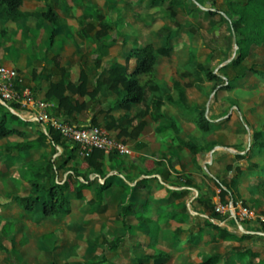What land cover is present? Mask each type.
<instances>
[{
    "label": "rangeland",
    "instance_id": "rangeland-1",
    "mask_svg": "<svg viewBox=\"0 0 264 264\" xmlns=\"http://www.w3.org/2000/svg\"><path fill=\"white\" fill-rule=\"evenodd\" d=\"M247 1L183 0L182 7L174 8L177 12L175 20L171 17L168 3L158 2L153 6L151 0H24L23 11L41 13L48 7L54 8L60 17L56 36H53L55 25L37 16H30L19 22L5 20V30L0 28V64L17 68L26 86H33L36 90L46 89L48 98H51L47 93L52 84L63 81L66 85H80L82 72L87 75L88 90L91 91L97 81L106 76L109 56L113 57L112 60H126L128 52L124 51L119 55V48L116 46L110 48V54L104 49L102 58L99 57L100 42L95 34L101 28V21L97 19V15H101L109 25L111 38L119 44L125 43L130 49L148 42L162 46L172 35L174 51L170 57L159 58L156 80L160 84L171 86L179 80L185 88V94L182 97L173 89L180 106L169 105L168 110L177 113L186 107H192L200 111L206 110L207 115L216 117L217 123L224 121L221 128L210 134H203L193 123L185 125L183 134L186 139L198 148H207L202 160L207 161L206 167L209 170L207 169L206 177L214 181L215 189H212V185L197 184L192 173L180 175L178 177L182 180L172 183L193 187L194 189L188 190L185 199L196 201L194 211L200 210V205L203 206L200 210L203 214L185 223L170 222L163 228L155 246L168 253L165 259H145V255L154 251L150 245L152 239L147 235V226L133 217H129L128 222L133 225L131 233L136 236L127 238L118 250H110L104 246V241H114L125 233L120 206L124 203L139 206L142 202L136 201L132 190L124 193L118 185H114L105 191L102 202L98 201L95 191L86 190L85 198L76 201L68 215L41 217L26 214L24 210H13L12 213L16 215L14 241L5 238L0 232V242L7 247L6 251L0 249V264H135L138 259L146 264H199L214 255L222 257L220 264H241L235 253L247 246L264 254V237L252 234L253 237L245 241H224L218 239L214 229H211L214 234L209 233L212 224H216L215 220H219L221 227L243 235L235 221L215 213V198L222 197L219 184L231 186L235 178L240 179L242 173L248 177L246 168L251 161L264 166V153L250 160H238L235 157L236 150L245 154L254 144L256 134L260 131L264 133V79L250 70L264 69V44L253 45L241 65H231L237 48L231 30L233 21L228 20L226 13L229 12L234 19H238L239 15L232 3L243 5ZM210 9L219 11V14L212 17ZM212 19L217 21L216 26H211ZM176 21L182 24L181 28L177 29ZM192 27L197 28V33L193 36L187 34ZM193 51L200 63L222 75L218 81L201 82L203 91L194 86L191 77H183ZM134 61V58L131 59L130 65H134ZM228 85H232V88L222 90ZM87 96L88 99L91 98ZM46 101L51 103L50 99ZM51 112L54 114L53 110ZM93 126L99 127L97 124ZM21 139L22 137L12 136L0 143L10 149ZM211 148L217 151L215 157L212 155L215 151L211 154ZM47 151L50 156L55 157L52 148ZM210 165L214 168L210 169ZM70 166L76 167L81 173H89L85 159L80 154L70 162ZM23 171L19 163L13 162L7 164L5 175L14 173L15 179L20 180L24 176ZM198 171L203 173L202 168ZM173 172L177 173L174 169ZM5 175L0 177V203L13 201V196L6 194L10 183ZM62 177L65 175L61 174ZM100 177L91 175L97 182ZM110 179L107 177V180ZM114 179L117 183L125 180L123 174L116 175ZM150 183L152 185L151 180ZM255 185V181L247 178L236 190L235 197L260 215L257 210L261 202L248 199L249 195L254 198L259 196L253 190ZM122 197H125L124 201L120 202ZM142 197L144 198L143 195ZM71 198L74 200V194H71ZM231 200L233 198L228 194L223 202ZM155 202L159 203L157 200ZM1 211L5 210L0 207ZM255 223L258 225L256 230L264 231V223L259 218ZM249 224L250 222L246 223L244 227L250 229ZM200 228L206 231L207 237L199 244H192L189 236L198 233ZM137 239L138 243H134Z\"/></svg>",
    "mask_w": 264,
    "mask_h": 264
},
{
    "label": "trees",
    "instance_id": "trees-1",
    "mask_svg": "<svg viewBox=\"0 0 264 264\" xmlns=\"http://www.w3.org/2000/svg\"><path fill=\"white\" fill-rule=\"evenodd\" d=\"M158 2L168 3L171 17L176 20L177 12L174 8L182 7L183 0H151V5L154 6ZM23 4L24 0H0V19L8 22H19L30 16H37L54 24L55 29L53 31V36L57 35L58 27L60 25V17L55 12L54 8L48 7L44 12L31 13L22 10ZM232 5H235V10L237 11L239 18L234 19V16L229 12L226 13V16L229 21H233L231 30L232 32H235L237 38V54L231 61V65L236 67L246 60L253 45L264 44V0H248L243 5L237 3H232ZM209 14L212 17H215L219 14V11L210 9ZM97 19L101 21V28L96 31L95 35L100 42L99 57L102 58L103 50L110 47L112 42L116 41L111 38L109 25L103 20V17L97 15ZM176 23L177 29L182 27L180 22L176 21ZM216 24L217 21L212 19L211 26H216ZM196 33L197 28L195 27H192L187 32V34L191 36ZM173 51L174 46L172 44V35L167 38L165 45L162 46H156L152 42L137 46L132 50L126 63L110 61L106 66L107 75L103 79L97 81L92 91L88 90V78L87 75L82 72L80 85L72 83L66 85L61 81L60 83L52 84L47 95L49 97L57 98L59 101V107L65 109L68 115H72L73 112H80L85 107L84 104H80L75 100V95H89L91 99H95L101 92L112 91L120 96L116 106L129 109L133 104H140L143 109L137 116L143 118L147 116L151 110H161L166 102L176 103L172 97V88L166 84H159L155 75L159 58L170 57ZM130 58L136 60V65L133 69H131L128 64ZM250 70L257 73L260 78L264 79V69L252 68ZM183 77H191L194 83L200 87V84H202L201 82L204 80L210 82L218 81L222 78V75L217 74L213 68H207L206 65L200 63L197 59L196 52L193 51L187 64V71L183 73ZM175 88L179 91L181 96H183L184 88L181 86L180 81L175 82ZM230 88H232V85H228L227 87L222 88V90H228ZM9 106L16 109L18 105L11 103ZM183 114L187 120L193 122L203 134H210L218 130L224 121L217 123L206 115V110L198 111L196 108L192 107H187ZM9 117L12 121H21L26 125L31 124V122L23 120L19 115L11 112L9 107L0 103V139L10 135L25 134L9 125ZM110 118L111 121L107 126L109 128L114 127L119 129V138L126 141L123 138V133L125 132L124 126L130 124L135 117L127 116L119 120L114 117ZM171 122L175 131L181 130L178 126L176 116L171 118ZM37 125L39 127L37 129L38 136L17 143L15 148L20 155H30L34 150L43 149L44 152L41 155V159L45 163L43 165H38L34 161L29 163L27 167L28 193L23 196H17V201L26 211L29 212H33L37 203L41 202V210L38 212V215L41 217L57 216L61 214L68 215L72 211L71 194H74V197L77 200H83L84 191L91 190L95 181L91 179L89 173H81L76 167L68 165L70 161L78 158L79 148L77 145L71 143L74 146H70L67 144L69 142L62 138V135L58 130L47 126V130L44 131L41 127V123H38ZM185 144L195 155L205 150L204 148H198L189 142H186ZM60 147L63 148V152L57 158L49 155L47 151L48 148H52V154L55 155L60 152ZM263 153L264 133L260 131L256 134L255 142L249 150L245 154L237 153L235 157L238 160H250L256 155H262ZM113 154L120 155L118 153ZM103 156L104 151L95 149L89 156L84 157V159L87 170L93 171L92 173H98L101 178L104 179L106 177L102 169ZM4 157L5 155L0 152V160ZM238 170L242 173L241 169ZM247 170L254 174L253 181L256 182V185L253 190L257 191L264 198V166H261L259 162L251 161ZM61 174L66 175V177L61 178ZM244 179L245 174L242 173L240 179L235 178L231 186L220 183L219 186L222 190L221 200L225 201L226 195L229 194L234 201H237L235 192L238 189L240 182ZM98 183L96 195L98 201L102 202L105 191L111 187V181L106 179L105 182L102 183L100 179H98ZM146 183V180H142L136 185L135 190L137 191L143 187L149 188ZM173 195L176 198L181 197V195L176 192H174ZM120 207L122 210L125 235L120 236L111 242L104 241V246H107L110 250H118L128 238L132 229V225L129 224L128 218L130 216H135L139 222L146 224L152 239L150 245L154 248V252L145 255V259L153 258L157 261H161L168 256V253L157 249L155 246L162 224H164L168 218L179 219V221L183 223L187 222L190 218L185 203L177 205V207L181 208L179 212H171L167 215L164 214L165 207L162 205L154 206L150 198L139 208H137L134 203H124ZM216 214L219 215L218 213ZM15 227L16 221L14 219L4 220L0 216V231L3 236H12L15 232ZM211 227L217 231L216 236L218 239L222 240L242 241L252 236L248 233L239 236L236 233L221 227L219 223H213ZM179 230L180 229H178V231ZM204 231L203 228H200L198 233L191 234L189 236V242L192 244L200 243L205 237ZM0 249L6 251L7 247L0 242ZM235 256L241 264H264V254L254 251L251 247L236 251ZM221 260L222 257L220 255H214L199 264H220ZM135 264L146 263L143 260L138 259ZM155 264H162V262H157Z\"/></svg>",
    "mask_w": 264,
    "mask_h": 264
},
{
    "label": "crops",
    "instance_id": "crops-1",
    "mask_svg": "<svg viewBox=\"0 0 264 264\" xmlns=\"http://www.w3.org/2000/svg\"><path fill=\"white\" fill-rule=\"evenodd\" d=\"M25 12H28V11H25ZM5 22H6L5 20L0 19V28L2 27L4 30L6 27ZM145 44H147V43H145ZM142 45H144V44H142ZM112 46H116L119 48L118 49L119 55H122L124 51L125 52L127 51L128 54L126 55V60L124 62L117 60V59L112 60L113 57L109 56L110 60H108L106 66L108 65V63L110 61L126 63L128 57L131 55V52L134 49V48L133 49L128 48L125 43L119 44L118 42H114L113 44H111L110 47L105 48V50L107 49L108 54H110V48ZM115 58H117V57H115ZM131 59H133V58H130L128 64H129L130 68L133 69L136 65V60L134 59L135 60L134 65H130ZM158 63H159V60H158ZM157 66H158V64H157ZM105 71H106V68H105ZM156 73H157V67H156L155 75H156ZM22 78H23V76H22ZM177 81H179V80H177ZM162 84H165V83H162ZM166 85H168L172 88V92H171L172 97L174 98L176 103L166 102V104L163 106V108L161 110H151V112L143 118H139L137 116L143 109V107L140 104H133V105H131V107L129 109H124V108L116 106V103L120 99V96L117 95L116 93L112 92V91L101 92L95 99H91V98L88 99L87 95L86 96H81L79 94L75 95V100L78 101L80 104H84L85 107L80 112L75 111V112H73L72 115H68L65 109H61L59 107V101L57 98H55V97L48 98L46 96V89L36 90V89H33V86L31 88L35 92L37 98H39L41 100H49L50 99V102L52 103V110H53L54 115L56 117L71 120L72 122H74L75 124H77L79 126H90V125L97 124L99 127L113 133L114 135H116L118 137H119L120 130L117 128H114V127L109 128L107 126V124L111 121L110 117H114L117 120L122 119V118L127 117V116L135 117V119L130 124H126L124 126L125 132L123 133L124 134L123 138L126 140V142H129V143L131 142L130 144L133 146V154L130 156H124V155H117V154H113V153L104 152V156L102 159V169H103V173L106 176V179H107V177H110L111 178L110 179L111 187H113L114 185H118L122 190H124V193L126 191L130 192V190H132L133 193L135 194L136 201H138V203H140V201L142 200L140 205L136 206L137 208L141 207V205L143 203H145L147 201V199L150 198L152 203L154 204V206H158V205L164 206L165 207L164 214L167 215L171 212H179L180 210H178V208L180 209V207H177V205L180 203H185L187 205L188 212L190 214V218L188 220H190L193 217L201 216L203 214L200 212V210H201V208H203V206L200 205V208H199L200 210L194 211L193 206L195 204L197 205L196 201L191 202L190 199L189 200L185 199L187 197L186 193L188 192V190H192L194 188L191 186H188V185H172V183L181 179L178 176H180V175L184 176V175H187L188 173L193 174V178L197 181L196 183L199 185H207V186L212 185L211 186L212 189H215L214 188L215 183H214V181H210L206 177L208 175L207 169L209 170V168L206 167L207 161L202 160V157L205 155L204 153L207 152V148H205V150L203 152H200V153L195 155L191 152V150L185 144L186 142H189L186 139L185 135L183 134V132L185 130V125L187 123H193V122L187 120V118L183 114L187 107L184 110L181 109L182 111L177 112V113H171L168 110L169 105L180 106L179 99L176 98L175 95L173 94L174 93L173 89H175L180 96H181V94L175 88V85L174 86H171L169 84H166ZM181 86L184 88V86L182 84H181ZM194 86L197 88L199 87L195 83H194ZM199 88H202V91L204 90V88L201 86ZM184 94H185V88H184ZM184 94H183V96H184ZM6 106L9 107L11 112L19 115L23 120L31 122V124L26 125V124L22 123L21 121H12L9 117V125L11 127L18 129V130H23L22 132H24L25 134L24 135H10L8 137H12V136L22 137L21 140L17 141V143L22 142V141H26L28 139L36 138L38 136V131H37V129L39 128L37 125L38 122L28 120V119L22 117V115H20L19 113L15 112L14 109L12 107H10L9 105H6ZM175 116L177 117L178 126L181 128V130H179V131H175L172 127L171 118L175 117ZM207 116L213 121L216 120L215 116H210V115H207ZM15 124H18V126H16ZM41 125H42V129L44 131H46L47 130L46 126L43 124H41ZM30 131L32 133H30ZM6 138L7 137L1 138L0 141L3 139H6ZM17 143H15V145ZM15 145L13 146V148L9 149V147H5L4 144L0 143V152L5 155V157L0 160V177H3L6 174L7 171L5 172V170L7 168V164H11L13 162H16L17 164L19 163V165H21V167L24 170L23 171L24 176L21 177L20 180H18V179H15L16 175H13L14 173H9V175H5L7 181L10 183V184H8L9 188L6 191V194L8 196L12 195L13 201L9 200V201L0 203V207H2V210L3 209L5 210V211L0 212V216L4 220L14 219L16 221V215L14 213H12L13 210L14 211L24 210V212L26 214H34L36 216H39L38 212L41 210V202L37 203L35 210L33 212H29V211H26L18 203L17 196H23V195H26L28 193V190H27V186H28L27 167L31 161H34L38 165H43L44 163H43V160L41 159V155L44 152V150L43 149L34 150L31 152L30 155H20L18 153L17 149L15 148ZM214 151H215V149H212L211 154ZM62 152L63 151H60L59 153L55 154L54 158H57ZM239 152L243 153L242 151H239ZM212 155H213V157H215L217 155V151H215L214 154H212ZM11 156H12V158H10ZM70 162L68 164L69 166H70ZM185 164H187L188 166L186 167ZM200 168L203 169V173H200L198 171V169H200ZM213 168H214V166L210 165V169H213ZM173 169L177 173H174ZM246 170H247V168H246ZM92 172L93 171L89 170L90 177H91V175H94V174L99 175L98 173H92ZM248 173H249L248 177L245 176L244 180H246L248 178L249 181L250 180L253 181L254 174L250 173L249 171H248ZM122 174H123V177L125 178V180L117 183L115 181L114 177L116 175H122ZM111 176H113V177H111ZM65 177H66V175H65ZM142 180L147 181L146 185L149 188L143 187V188L136 191L135 190L136 185L139 182H141ZM150 180L152 182V185H150L151 184ZM158 180H160V181H158ZM244 180H242L241 184L243 183ZM193 183H194V181H193ZM98 184L99 183L97 182V180H95L93 188L91 190H88V191H95L96 192V188L98 187ZM241 184H239L238 189L240 188ZM85 191H84V198H85ZM174 192L181 195V197L176 198L173 195ZM216 192H217V190H216ZM241 194L244 195L243 192ZM142 195L144 196V198L142 197ZM124 198L122 197L120 199V202H123ZM215 199L217 200L216 203L219 200H221L220 197H216ZM248 199L251 201L254 199L259 200L261 203H260V206H259L257 212L263 214L264 198L262 197V195L259 194V196H257L256 198L249 195ZM155 200H157L159 203H156ZM71 201H72V209H73V207H74L73 204L76 201H81V200H77L76 198H74V200H73L71 198ZM216 203H215V205H216ZM190 210L192 212L194 211V213H191ZM204 216H207V215L204 214ZM130 217L137 219L135 216H130ZM137 221H139V220L137 219ZM218 221L219 220H215L216 224H218ZM170 222H174L176 224L183 223V222H180L179 219L168 218L164 222V224H162L160 233L163 231V228ZM255 222L256 221L250 222V224L248 225V227L250 229H247L246 227H244L245 232L243 231V234L248 233L251 235L255 234L254 235L255 237H264V231L256 230L258 225H255L256 224ZM144 225H146V224H144ZM132 227H133V225H132ZM251 227L253 229H251ZM15 229H16V227H15ZM211 229L212 228H210L209 233H211ZM240 231L242 232L241 229H240ZM216 233H217V231H216ZM216 233H215V235H216ZM211 234H214V233L212 232ZM1 235H2V232H1ZM124 235H125V233H124ZM147 235L151 239L149 232L147 233ZM204 235H205V237H207L206 231H204ZM253 235L250 238H252ZM14 236H15V232L10 237H5V236L4 237L10 239L13 242ZM135 236L136 235L132 234L130 231L128 238L129 237H135ZM239 236H241V235H239ZM205 237H204V239H205ZM250 238H247V239H250ZM245 240H242V241H245ZM224 241H232V240H224ZM134 243H138V239ZM247 247H250V246H247ZM157 249H159V248H157ZM153 250H154V248H153ZM160 250H162V249H160ZM162 251H164V250H162ZM257 252H261V251H257Z\"/></svg>",
    "mask_w": 264,
    "mask_h": 264
},
{
    "label": "built area",
    "instance_id": "built-area-1",
    "mask_svg": "<svg viewBox=\"0 0 264 264\" xmlns=\"http://www.w3.org/2000/svg\"><path fill=\"white\" fill-rule=\"evenodd\" d=\"M0 98L4 105L11 103L18 105L13 109L22 117L58 130L63 139L78 146L79 154L83 158L89 156L95 149L124 156L133 154V146L129 142L101 127L79 126L71 120L56 117L51 112L52 104L37 98L33 89L24 85L19 70L13 66L0 64ZM100 181L104 183L105 179L100 177ZM215 212L235 221L236 225L242 224L243 227L258 218L264 223V215L257 214L242 201L219 200L215 205Z\"/></svg>",
    "mask_w": 264,
    "mask_h": 264
},
{
    "label": "water",
    "instance_id": "water-1",
    "mask_svg": "<svg viewBox=\"0 0 264 264\" xmlns=\"http://www.w3.org/2000/svg\"><path fill=\"white\" fill-rule=\"evenodd\" d=\"M233 38H234V45H235V47L236 48H238V46H237V38H236V34H235V32H233ZM236 54H237V50L234 52V56H236ZM0 102H1V98H0ZM60 149V151H63V148L62 147H60L59 148ZM236 153H240L239 151H235ZM238 226H239V228L242 230V231H244L245 232V229H244V227H243V225L242 224H238Z\"/></svg>",
    "mask_w": 264,
    "mask_h": 264
}]
</instances>
